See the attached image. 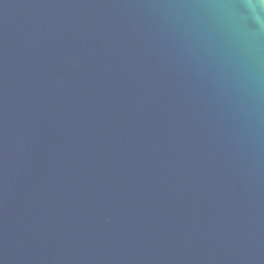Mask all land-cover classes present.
Returning a JSON list of instances; mask_svg holds the SVG:
<instances>
[{"label":"water","instance_id":"obj_1","mask_svg":"<svg viewBox=\"0 0 264 264\" xmlns=\"http://www.w3.org/2000/svg\"><path fill=\"white\" fill-rule=\"evenodd\" d=\"M0 264H264V4L0 0Z\"/></svg>","mask_w":264,"mask_h":264},{"label":"clouds","instance_id":"obj_2","mask_svg":"<svg viewBox=\"0 0 264 264\" xmlns=\"http://www.w3.org/2000/svg\"><path fill=\"white\" fill-rule=\"evenodd\" d=\"M259 3L260 4H264V0H259Z\"/></svg>","mask_w":264,"mask_h":264}]
</instances>
